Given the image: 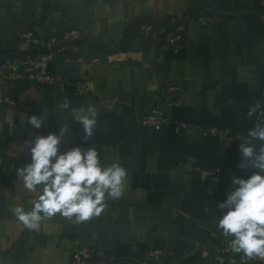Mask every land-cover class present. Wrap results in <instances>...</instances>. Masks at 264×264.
<instances>
[{
	"label": "crops",
	"instance_id": "crops-1",
	"mask_svg": "<svg viewBox=\"0 0 264 264\" xmlns=\"http://www.w3.org/2000/svg\"><path fill=\"white\" fill-rule=\"evenodd\" d=\"M182 12L179 45L139 34L141 25ZM23 30L42 40L77 30L75 42L55 45L49 66L89 90L74 96L28 81L0 86L15 102H0V264H72L74 244L115 259L93 256L88 264H141L155 247L167 256L154 264H218L209 254L227 234L216 227L217 202L234 175L253 169L238 167L241 142L222 145L212 129L246 136L260 122L247 113L258 101L264 107V0H0V61L30 49ZM89 106L97 123L85 139L70 114ZM153 108L168 118L158 129L141 123ZM41 113L44 123L34 129L27 118ZM65 124L60 151L96 147L102 164L126 168L124 191L87 221L57 213L28 229L13 213L35 199L16 177L30 161L20 146ZM211 166L221 168V183L207 194L194 168Z\"/></svg>",
	"mask_w": 264,
	"mask_h": 264
},
{
	"label": "clouds",
	"instance_id": "clouds-1",
	"mask_svg": "<svg viewBox=\"0 0 264 264\" xmlns=\"http://www.w3.org/2000/svg\"><path fill=\"white\" fill-rule=\"evenodd\" d=\"M260 122L240 139L241 161L238 167L251 168L245 177L233 176L232 189L226 198L217 202L219 209L216 227L231 236V250L243 253L248 259H264V107L258 101L248 109ZM96 111L91 107L73 109L70 117L78 122L85 139L96 129ZM45 115L28 116V124L40 129ZM67 124L59 132L34 135L20 146L30 153V161L16 168V177L23 188L35 194L32 206L13 208V213L28 229H36L42 219L59 213L77 223L98 216L107 198H119L125 187L127 170L118 161L109 165L100 162L96 147L79 145L60 151L61 138Z\"/></svg>",
	"mask_w": 264,
	"mask_h": 264
},
{
	"label": "built area",
	"instance_id": "built-area-1",
	"mask_svg": "<svg viewBox=\"0 0 264 264\" xmlns=\"http://www.w3.org/2000/svg\"><path fill=\"white\" fill-rule=\"evenodd\" d=\"M184 12L180 13L176 19L170 20L168 26L160 24H144L139 27V34L148 35L154 34L163 39L167 45L177 46L182 42L183 34L185 32L184 26ZM202 22L204 20L201 18ZM79 36L77 30H69L63 32L58 37H52L47 40H42L36 36L31 30H23L20 34L22 44L26 48H40L51 47L61 43H66L77 39ZM51 59V51L43 54L25 55L22 58L7 59L0 66V86L6 85L10 82L28 81L34 82L38 85L53 88L59 92L70 91L74 96H83L88 92V87L77 81L69 80L53 72L50 69L49 61ZM264 80V77H263ZM0 102L6 105L15 104L12 99L3 96L0 93ZM168 121L162 111L157 108L150 109L148 113L141 118L143 125L153 126L158 129L161 124ZM181 126L184 124L180 123ZM217 140L222 145L230 144L231 142H242L245 135L236 132H230L222 128L212 129ZM1 168V165H0ZM194 171L197 172L202 190L207 194H212L221 183L222 170L218 166L211 167H196ZM232 237L222 240L219 246L209 255L210 259L218 264H235L246 263L249 261L243 253H234L231 250ZM202 252L205 249L201 250ZM72 264H88L91 257L96 256L108 262H114L115 259L102 252H96L94 249L85 246L77 245L71 249ZM165 254L160 248L155 247L143 253L141 264H154L157 260H166Z\"/></svg>",
	"mask_w": 264,
	"mask_h": 264
},
{
	"label": "water",
	"instance_id": "water-1",
	"mask_svg": "<svg viewBox=\"0 0 264 264\" xmlns=\"http://www.w3.org/2000/svg\"><path fill=\"white\" fill-rule=\"evenodd\" d=\"M75 42V40H73ZM73 41H70L73 42ZM69 43V42H68ZM55 50V45H52L51 47H40V48H30V49H26V50H23L21 51L20 53L23 54L24 56L25 55H35V54H43V53H47L48 51H54ZM18 54H16L17 56ZM13 58V56H5L1 61H0V66L7 60V59H11ZM231 236L227 235L225 237H223L222 239H225V238H229Z\"/></svg>",
	"mask_w": 264,
	"mask_h": 264
},
{
	"label": "trees",
	"instance_id": "trees-1",
	"mask_svg": "<svg viewBox=\"0 0 264 264\" xmlns=\"http://www.w3.org/2000/svg\"><path fill=\"white\" fill-rule=\"evenodd\" d=\"M169 19H164V20H162V21H160L158 24H160V25H163V26H168L169 25Z\"/></svg>",
	"mask_w": 264,
	"mask_h": 264
}]
</instances>
